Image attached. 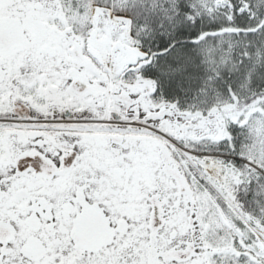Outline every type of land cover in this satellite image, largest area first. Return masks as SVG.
Masks as SVG:
<instances>
[{"label":"snow or ice","instance_id":"6c2138e0","mask_svg":"<svg viewBox=\"0 0 264 264\" xmlns=\"http://www.w3.org/2000/svg\"><path fill=\"white\" fill-rule=\"evenodd\" d=\"M0 264H264V0H0Z\"/></svg>","mask_w":264,"mask_h":264}]
</instances>
